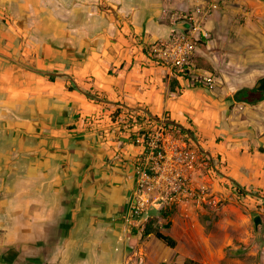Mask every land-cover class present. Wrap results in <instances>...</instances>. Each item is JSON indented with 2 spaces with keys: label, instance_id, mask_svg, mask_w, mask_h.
<instances>
[{
  "label": "crops",
  "instance_id": "obj_1",
  "mask_svg": "<svg viewBox=\"0 0 264 264\" xmlns=\"http://www.w3.org/2000/svg\"><path fill=\"white\" fill-rule=\"evenodd\" d=\"M197 3L0 0V253L6 261H175L177 248L144 237L126 220L140 153L135 142L150 118L185 129L197 160V192L205 189L201 175L209 159L261 222L264 98L251 103L235 95L263 80L264 0H225L205 24V47L196 48L213 69L183 74L157 61L149 47L176 27H189L173 24L164 9ZM183 207L171 208L173 226ZM161 230L180 244L177 228Z\"/></svg>",
  "mask_w": 264,
  "mask_h": 264
},
{
  "label": "built area",
  "instance_id": "obj_2",
  "mask_svg": "<svg viewBox=\"0 0 264 264\" xmlns=\"http://www.w3.org/2000/svg\"><path fill=\"white\" fill-rule=\"evenodd\" d=\"M224 1L213 0L204 5V1L198 0L188 10L164 9L163 15L173 24L182 21L189 27H176L168 38L154 41L149 47L150 53L157 61L180 73L204 71L194 61L196 48L210 38L205 24ZM138 134L135 143L140 153L135 162V187L126 220L144 229L153 207L162 211L171 209L174 204L193 201L197 195L194 185L197 160L187 135L164 121L149 122Z\"/></svg>",
  "mask_w": 264,
  "mask_h": 264
},
{
  "label": "rangeland",
  "instance_id": "obj_3",
  "mask_svg": "<svg viewBox=\"0 0 264 264\" xmlns=\"http://www.w3.org/2000/svg\"><path fill=\"white\" fill-rule=\"evenodd\" d=\"M262 74L264 79V67ZM205 161L204 193L197 192L193 201L180 203L184 207L174 226L172 221L165 227L177 228L180 240L176 246L180 254L171 264H187L186 259L202 264H264V214L257 226L253 220L257 212L249 210L250 204L237 198L231 187L226 188L211 160L209 164V159ZM25 264L33 263L28 258ZM135 264H142L139 258Z\"/></svg>",
  "mask_w": 264,
  "mask_h": 264
},
{
  "label": "trees",
  "instance_id": "obj_4",
  "mask_svg": "<svg viewBox=\"0 0 264 264\" xmlns=\"http://www.w3.org/2000/svg\"><path fill=\"white\" fill-rule=\"evenodd\" d=\"M199 45H201L202 47H205V44H203V42L199 43ZM197 65L199 67H202V68H206V69H209V70H212V66L207 62L205 61L204 59L202 58H199V57H196L195 60H194ZM183 74H186V73H183ZM57 77L56 76H53L51 75L50 76V79L52 81H54ZM70 89H73V87H70ZM75 89V88H74ZM251 93H260V97H251ZM236 99L239 101L241 100H244V101H248V102H251V103H256L258 102L259 100H262L264 98V91L263 90H260V89H257V88H253V89H243V90H240L236 93L235 95ZM150 124L152 122H154V119L153 118H150ZM168 126L172 127V128H175L181 132H184L186 133L185 129L184 128H179V127H176L174 124L172 123H169ZM195 133V132H194ZM262 151L264 152V148H262ZM238 190V195H241L243 197H246L247 193L244 192L242 189H240L239 187L237 188ZM251 194V193H250ZM252 196H254L255 194H251ZM150 215L148 216L147 218V221H146V224H145V227L144 229L142 230V233H143V236L144 237H147L151 234L155 235L159 240H161L162 242H164L166 245H168L170 248H176V246L178 245V242L177 240L170 236V235H167L165 234L162 230H161V227L163 225V227H170L171 225V214H172V210L170 208H167L165 210H158L157 208L153 207L151 210H150ZM161 219H165V222L164 224H160V220ZM254 221H255V224L258 226L260 221L258 218H254ZM133 228H134V231L138 232V229H140L138 226L136 225H133ZM138 228V229H137ZM186 263L187 264H202L200 262H196L194 260H190V259H187L186 260ZM162 264H167V263H162Z\"/></svg>",
  "mask_w": 264,
  "mask_h": 264
},
{
  "label": "flooded vegetation",
  "instance_id": "obj_5",
  "mask_svg": "<svg viewBox=\"0 0 264 264\" xmlns=\"http://www.w3.org/2000/svg\"><path fill=\"white\" fill-rule=\"evenodd\" d=\"M0 264H13V263L9 262V261H6L4 254L3 255L0 254Z\"/></svg>",
  "mask_w": 264,
  "mask_h": 264
},
{
  "label": "water",
  "instance_id": "obj_6",
  "mask_svg": "<svg viewBox=\"0 0 264 264\" xmlns=\"http://www.w3.org/2000/svg\"><path fill=\"white\" fill-rule=\"evenodd\" d=\"M257 88L258 89L264 88V79L259 82V84L257 85ZM166 123H170V122L169 121H166Z\"/></svg>",
  "mask_w": 264,
  "mask_h": 264
}]
</instances>
